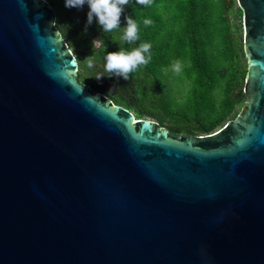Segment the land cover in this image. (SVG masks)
I'll return each instance as SVG.
<instances>
[{"label":"water","instance_id":"water-1","mask_svg":"<svg viewBox=\"0 0 264 264\" xmlns=\"http://www.w3.org/2000/svg\"><path fill=\"white\" fill-rule=\"evenodd\" d=\"M236 1L246 100L192 136L80 84L46 0H0V264H264V0Z\"/></svg>","mask_w":264,"mask_h":264},{"label":"trees","instance_id":"trees-1","mask_svg":"<svg viewBox=\"0 0 264 264\" xmlns=\"http://www.w3.org/2000/svg\"><path fill=\"white\" fill-rule=\"evenodd\" d=\"M46 1L77 58L79 83L93 94H104L138 119L154 120L176 135L213 134L241 112L248 65L243 12L236 0H152L150 6L130 0L120 27L126 26L125 17L136 20L139 39L132 44L120 40L122 29L104 33L95 21L85 32L87 5L78 10L66 8L65 0ZM145 19L153 24L145 26ZM142 43L152 45L146 66L139 65L128 80L106 75L107 53H129ZM91 56L94 66L88 68L84 61ZM177 60L182 66L179 74L171 71ZM100 74L105 76L98 81Z\"/></svg>","mask_w":264,"mask_h":264},{"label":"clouds","instance_id":"clouds-1","mask_svg":"<svg viewBox=\"0 0 264 264\" xmlns=\"http://www.w3.org/2000/svg\"><path fill=\"white\" fill-rule=\"evenodd\" d=\"M129 3L130 0H65V7L80 10L87 5L89 11L87 13L85 32L95 21L102 28L104 33L122 29L123 35L120 36V40L124 43L132 44L139 39L136 20L131 16L125 17L126 26L124 28L120 27L121 17ZM135 3L140 6H150L152 0H135ZM143 23L145 26H151L153 21L145 19ZM98 42L99 39L94 40L93 46ZM151 47L152 45L150 43H142L138 48L129 53L123 50L107 53L104 72L109 78L115 76L128 80L130 73H132L134 69H137L139 65L146 66L151 61ZM145 54H147V58ZM84 63L88 68H92L94 66L93 56L86 58ZM162 71L167 73L168 69H162ZM171 71L176 74L182 71L181 62L179 60L173 62ZM104 76L105 74H100L95 78L99 81L102 80Z\"/></svg>","mask_w":264,"mask_h":264},{"label":"rangeland","instance_id":"rangeland-1","mask_svg":"<svg viewBox=\"0 0 264 264\" xmlns=\"http://www.w3.org/2000/svg\"><path fill=\"white\" fill-rule=\"evenodd\" d=\"M230 3H232V1H230ZM243 40H244V25H243Z\"/></svg>","mask_w":264,"mask_h":264}]
</instances>
